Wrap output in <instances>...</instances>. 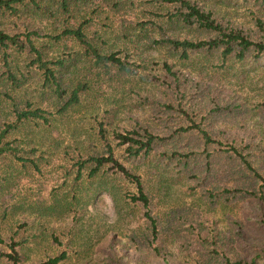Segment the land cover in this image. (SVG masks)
I'll return each instance as SVG.
<instances>
[{"label":"rangeland","instance_id":"obj_1","mask_svg":"<svg viewBox=\"0 0 264 264\" xmlns=\"http://www.w3.org/2000/svg\"><path fill=\"white\" fill-rule=\"evenodd\" d=\"M62 1L36 0L35 7L26 0L13 13L0 8V31L17 35L26 45L29 39L47 60L68 61L67 68H56L66 91L59 98L53 87L44 84L43 72L34 64L35 55L29 47L22 52L0 47V132L13 124L16 113L27 105L45 111L50 120L25 121L5 140L22 149L21 156L34 164H23L9 155L0 159V264H42L64 251L69 256L64 264H194L178 246L171 247L166 259L129 249L127 236L143 223V210L103 190L98 179H87L88 168L85 179L75 184L76 159L79 155L103 156L108 144L120 163L150 182L157 211L195 206L202 218L223 226L220 213H211L198 195L189 191L188 183L165 172L160 176L148 163L130 159L115 137L148 126L156 133L162 131L159 118L170 101L165 93L169 85L175 86L166 79L165 64L184 79L191 77L188 81L219 83L229 96L239 95L247 104L260 103L264 64L256 72L244 68L243 80L237 66L223 71L217 54L184 62L179 52L157 44L169 38L203 39L195 27L181 22L166 24L179 10L178 1L68 0L67 10ZM192 1L234 29L248 32L254 28L252 7L243 0ZM86 22V36L92 45L103 54L128 61L131 74L113 73L94 80L92 61L77 41L58 39L64 27ZM79 81L89 82L80 105L59 113L72 85ZM172 95L175 101L177 96ZM118 185L122 194L127 189L135 192L126 183ZM74 195L83 199V204L74 201ZM259 205L256 199L248 200L234 211L246 226L249 243L260 236L256 233Z\"/></svg>","mask_w":264,"mask_h":264},{"label":"trees","instance_id":"obj_2","mask_svg":"<svg viewBox=\"0 0 264 264\" xmlns=\"http://www.w3.org/2000/svg\"><path fill=\"white\" fill-rule=\"evenodd\" d=\"M25 1L0 0V8L17 12V6ZM28 1L38 6L36 0ZM177 1L180 8L166 24L172 26L181 22L188 28L195 27L203 39L169 38L157 44H166L179 52L184 62L217 54L222 70L237 66L243 80L246 78L244 68L256 72L264 64V0H243V4L252 7L254 28L248 32L218 22L213 12L192 0L168 2ZM61 5L67 10L69 1L63 0ZM85 24L87 22L64 27L58 39L71 37L77 41L92 61L90 71L94 80L111 77L113 73L131 74L133 69L128 61L103 54L92 45L86 36ZM27 40L28 45L17 35L0 31V47L16 48L21 52L29 47L35 55L34 64L43 72L44 84L53 87L57 97L63 98L66 91L56 68H67L68 61L65 58L45 59V54ZM164 70L166 79L175 86L169 85L165 93L170 101L159 118L162 131L156 133L148 126L117 134L115 138L125 147L130 159L148 163L149 169L160 176L165 172L188 183L189 191L198 195L211 213H220L224 225L202 218L195 206L157 211L154 205L157 198L154 190L149 189L150 182L146 183L136 170L120 163L108 144L107 154L103 156L77 157L75 184L85 179L84 170L88 168L87 179H98L103 190L111 192L118 200L123 198L126 205L132 204L143 210V223L127 236L128 248L136 252L166 259L171 247L178 246L194 264H264V84L260 103L247 104L239 95L229 96L219 83L203 85L188 81L186 79L191 77L184 79L169 64H165ZM9 78L16 81L12 75ZM88 90L89 82L79 81L72 85L58 112L65 114L79 106L82 95ZM172 94L177 96L175 101L171 99ZM30 120L50 121L45 111L33 109L31 105L16 113L15 122L0 132V159L9 155L23 164H34L21 156L22 149L5 141L11 131ZM100 135L105 141L104 131L100 130ZM120 181L132 186L135 192L127 189L120 193L123 190L119 189ZM73 199L79 198L74 195ZM253 199L260 203L256 230L260 236L249 243L246 226L234 211ZM77 203L83 204V199ZM68 258L64 251L42 264H64Z\"/></svg>","mask_w":264,"mask_h":264}]
</instances>
